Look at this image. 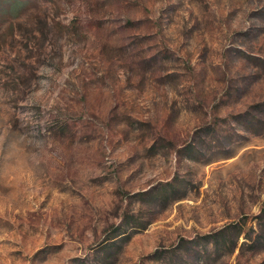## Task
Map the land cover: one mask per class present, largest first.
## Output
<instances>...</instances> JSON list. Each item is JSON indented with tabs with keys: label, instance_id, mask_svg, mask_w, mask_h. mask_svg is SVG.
<instances>
[{
	"label": "rangeland",
	"instance_id": "rangeland-1",
	"mask_svg": "<svg viewBox=\"0 0 264 264\" xmlns=\"http://www.w3.org/2000/svg\"><path fill=\"white\" fill-rule=\"evenodd\" d=\"M6 1L0 264H264V0Z\"/></svg>",
	"mask_w": 264,
	"mask_h": 264
},
{
	"label": "trees",
	"instance_id": "trees-1",
	"mask_svg": "<svg viewBox=\"0 0 264 264\" xmlns=\"http://www.w3.org/2000/svg\"><path fill=\"white\" fill-rule=\"evenodd\" d=\"M14 1L15 3L13 5H11L8 1L4 2V4L7 5L8 7L6 8L7 9L6 12H9L11 10L12 16H17L22 13L25 4L21 0H14Z\"/></svg>",
	"mask_w": 264,
	"mask_h": 264
}]
</instances>
